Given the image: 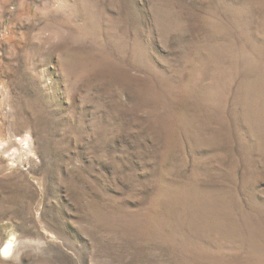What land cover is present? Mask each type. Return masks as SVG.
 I'll use <instances>...</instances> for the list:
<instances>
[{"label": "rangeland", "instance_id": "1", "mask_svg": "<svg viewBox=\"0 0 264 264\" xmlns=\"http://www.w3.org/2000/svg\"><path fill=\"white\" fill-rule=\"evenodd\" d=\"M0 264H264V0H0Z\"/></svg>", "mask_w": 264, "mask_h": 264}, {"label": "bare ground", "instance_id": "2", "mask_svg": "<svg viewBox=\"0 0 264 264\" xmlns=\"http://www.w3.org/2000/svg\"><path fill=\"white\" fill-rule=\"evenodd\" d=\"M10 249H11V246L8 245V246L5 247L4 251H5V252H6V251L8 252Z\"/></svg>", "mask_w": 264, "mask_h": 264}]
</instances>
